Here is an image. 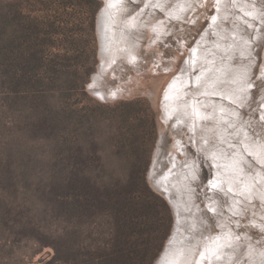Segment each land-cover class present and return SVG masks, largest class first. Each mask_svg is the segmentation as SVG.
Returning <instances> with one entry per match:
<instances>
[{
    "label": "rangeland",
    "instance_id": "obj_1",
    "mask_svg": "<svg viewBox=\"0 0 264 264\" xmlns=\"http://www.w3.org/2000/svg\"><path fill=\"white\" fill-rule=\"evenodd\" d=\"M79 1L25 0L24 8L26 15L39 20L41 31L39 43L45 45L42 58L47 63L54 61L63 69L70 71L79 84H84L87 96L81 95L78 90H71L68 94V105L78 109L95 108L97 105L111 107L113 110L104 112L107 118H110V115L112 117L114 113L128 114L127 108H117L121 103L140 100L149 106V110H141L140 107L141 112L138 117H130L126 125H117L116 129L107 133L106 137L120 133L122 138L120 140L122 145L114 150L115 155L112 154L110 169L135 175L133 187L127 190L133 200L149 205L144 182L140 180L142 175H145V185L147 184L155 195L165 200L162 194L154 189L149 175L159 143L161 170L170 168L169 162H162V160L170 152L175 143V134H178L180 145L184 150H178V159L187 167L195 206L199 208L196 210L201 211L200 216L205 218V229L214 235L221 234L219 215L229 224L228 229L232 231L231 235L236 237L235 252L238 263L264 264V201L253 197L250 208L245 207L243 214L236 215L228 210L230 198L221 192L219 195L221 212L220 214L214 212L210 205L208 206L214 193L210 187V182L215 178L211 162L201 156L195 148L191 133L185 126L182 130L175 132L172 125H166L162 121L164 94L172 81L188 64L195 48L201 53L195 55V58L191 57L194 60L192 74L197 80L201 70L196 67V63L203 61L202 56L199 58L200 55H206L210 61H213L207 68L214 65L220 67V61H234L239 64L248 58L241 56L235 49L238 48L237 45L245 49L243 41L248 38L252 60L249 81L253 85L249 88L242 105L233 103L232 106L238 113L239 118H236L238 129L239 127L245 129L250 139L257 141L264 139L262 114L264 111V73H262L264 70V0H245L250 4V8L258 5L259 11L263 12L260 19L245 15L248 17L247 21H240L242 19L240 15H243V12L235 7L236 2L233 0L229 3L233 8L228 9L231 15L221 21L216 20L218 0H166L164 6L175 13L171 14L167 24L164 22L166 14L156 6L154 1L120 0L121 9L116 11L115 16L122 14L127 24L135 26L130 38L134 48L133 54L136 57L121 58L101 77V85H109L113 91H122L121 96L107 100L93 94L89 86L94 76L100 71L102 58H104L102 55L107 52V48L103 47L106 44V35L103 32L104 36L101 40L99 29L110 28L109 25L112 22L110 17L100 20L99 14L106 6L103 0L92 29L87 9L81 7ZM186 1L190 3L184 12L183 9H179L178 2ZM181 12H184V15H179ZM153 17H156V21L146 27L149 23L147 19ZM50 23L54 25H49ZM155 25H157V31L153 33L151 26ZM224 45H226V57L234 55L235 58H229L226 61L224 58L216 57L217 52L220 53ZM245 64L249 65V62ZM11 122L12 119L7 116L5 124L9 126ZM162 131L164 134L160 136ZM249 157L255 166L261 167L255 158L251 155ZM255 166L252 167L255 168ZM160 174L163 175V172ZM160 212L159 208L149 205L147 211L134 213L131 217L133 237L131 242L136 246L134 262L139 259L140 264H156L172 238L175 224L172 211L170 209L171 221L165 211ZM107 220V217L102 218L103 222ZM96 228L97 226L94 225L93 229L96 230ZM103 236L102 245L106 248L111 244L112 238L111 228L108 225ZM180 251L172 254V257L177 258L183 252ZM53 255V249L45 248L38 252L37 245L28 240L9 243L5 239H0V264H39L43 259L50 260Z\"/></svg>",
    "mask_w": 264,
    "mask_h": 264
},
{
    "label": "trees",
    "instance_id": "obj_2",
    "mask_svg": "<svg viewBox=\"0 0 264 264\" xmlns=\"http://www.w3.org/2000/svg\"><path fill=\"white\" fill-rule=\"evenodd\" d=\"M24 3L0 0V239L34 242L38 252L53 249L39 264H140L133 261L131 217L152 205L171 221L170 208L145 185V175L149 205L131 198L135 175L110 169L121 135H106L149 106L121 103L117 108L128 114L107 118L111 107L68 105L71 90L87 96L84 84L42 58L40 23L26 15ZM79 3L93 29L102 2ZM107 225L111 244L103 248Z\"/></svg>",
    "mask_w": 264,
    "mask_h": 264
},
{
    "label": "bare ground",
    "instance_id": "obj_3",
    "mask_svg": "<svg viewBox=\"0 0 264 264\" xmlns=\"http://www.w3.org/2000/svg\"><path fill=\"white\" fill-rule=\"evenodd\" d=\"M104 1L106 6L99 14L100 20L110 17L112 24L106 30L104 27L101 28L102 30L99 29L101 40H103V32L106 35V44L102 45L107 48V52L102 55L104 58H102L100 71L94 76L89 87L93 94L107 100L121 96L122 91H113L109 85H101V77L121 58H135L136 56L133 54L134 48L130 38L135 26L127 24L122 14L115 16L116 11L121 9V1ZM149 1H154L156 6L164 11L167 16L164 22L167 24L171 14L175 13L164 6L166 0ZM233 1L236 2L235 7L243 12V15H240L242 17L240 21H247L250 16L260 19L263 15V12L259 11L258 5H253L254 7L250 8V4L245 0ZM226 2L227 4H225ZM230 2L231 0H218L217 21L231 15L229 10L233 7L229 4ZM189 3L190 1L178 2L179 9H183L185 12ZM184 12L179 15H184ZM147 20L149 23L146 27H149L153 21H156V17ZM156 26H151L153 33L157 31ZM249 41L248 38L244 39L245 49L238 45V48L235 49L241 56L248 58L239 64L234 61H220V67L214 65L207 68L213 61H210L206 55H200L199 58L202 56L203 61L196 63V67L201 70L197 80L192 74L194 60L191 57L195 58V55L201 53L195 48L188 64L166 90L162 105V121L166 125H172L175 132L182 130V127L185 126L191 133L195 148L198 149L201 156L211 162L215 178L210 182V187L214 193L208 206L210 205L211 209L218 214L221 212V197L219 196L221 192L230 198L228 210L236 215L243 214L245 207L250 208L253 197L264 201V139L259 141L250 139L245 129L241 127L238 129V120H236L239 118L238 113L232 106L233 103L242 105V101L246 100L249 88L253 85L249 81L252 67L250 66L252 60ZM225 47L226 45L223 46L220 53L217 52L216 57L224 58L226 61L229 58H235L234 55L226 57ZM223 53L225 55H222ZM246 62H249V65H246ZM262 114L264 118V111ZM163 134L162 131L160 136ZM243 148L245 149L243 150ZM180 149L183 150V146L180 145L178 134H175V143L162 160V162L168 161L170 168L161 170L159 143L149 175L152 185L170 202L175 212L173 236L156 264H239L235 252L236 237L231 235L232 231L228 229L229 224L218 215L221 234L214 235L205 229V218L200 216L201 211L196 210L199 208L195 206L187 167L184 162L178 159L177 153ZM249 155L255 158L261 167L255 166ZM160 172H163V175ZM178 250L183 252L180 251L181 254L177 258H173L172 254H176Z\"/></svg>",
    "mask_w": 264,
    "mask_h": 264
},
{
    "label": "water",
    "instance_id": "obj_4",
    "mask_svg": "<svg viewBox=\"0 0 264 264\" xmlns=\"http://www.w3.org/2000/svg\"><path fill=\"white\" fill-rule=\"evenodd\" d=\"M100 1H103V0H100ZM154 188V187H153ZM155 189V188H154ZM156 190V189H155ZM163 198L166 200V198L163 196ZM166 202L168 203V205H169V207H170V209H171V211H172V215H173V217L175 218V212H174V209H173V207L171 206V204H170V202L168 201V200H166Z\"/></svg>",
    "mask_w": 264,
    "mask_h": 264
}]
</instances>
